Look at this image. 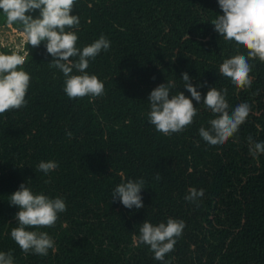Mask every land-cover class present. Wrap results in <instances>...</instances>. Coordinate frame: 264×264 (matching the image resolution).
I'll list each match as a JSON object with an SVG mask.
<instances>
[{"label":"trees","instance_id":"trees-1","mask_svg":"<svg viewBox=\"0 0 264 264\" xmlns=\"http://www.w3.org/2000/svg\"><path fill=\"white\" fill-rule=\"evenodd\" d=\"M26 14L35 18L39 10ZM71 14L80 23L66 31L76 32L78 49L101 35L110 42L85 70L103 82L99 97L69 98L46 42L28 45L22 25L8 24L0 9V25L25 36L22 69L30 75L26 104L0 114V251L14 264H264V153L253 155L248 141H264V62L248 58L252 83L244 88L219 72L225 59L247 57L248 49L215 30L212 21L223 15L218 0H75ZM13 51L0 43V54ZM184 72L202 100L209 87L226 89L229 114L250 106L222 145L199 134L216 118L202 100L193 99L197 114L180 132L165 135L150 123L148 96L159 84L170 81V95L191 98ZM41 161L57 167L45 174ZM129 179L144 180L142 208L112 200ZM21 183L66 204L54 226L27 229L53 239L45 256L25 253L11 237L20 209L9 200ZM193 188L203 196L189 201ZM168 218L185 227L161 261L140 242V228Z\"/></svg>","mask_w":264,"mask_h":264},{"label":"clouds","instance_id":"clouds-1","mask_svg":"<svg viewBox=\"0 0 264 264\" xmlns=\"http://www.w3.org/2000/svg\"><path fill=\"white\" fill-rule=\"evenodd\" d=\"M223 15H219L212 24L215 30L226 40H234L237 44L246 46L248 56L234 55L225 59L219 67V72L231 79L239 88L250 86L249 76L251 66L248 58H259L264 62V0H218ZM75 0H0V9L6 16L8 24L19 22L26 34L27 43L38 47L46 42V50L53 57L50 66L59 68L65 79L64 91L69 98H81L88 95L99 97L104 93V84L95 74L89 75L85 70L89 60L94 59L101 50H108L110 42L103 35L93 43L76 47L78 36L73 29L80 23L76 14H71ZM39 10V16L33 18L31 13ZM78 57L75 62L70 59ZM25 58L15 51L11 54H0V114L13 109H20L26 104L25 96L30 83V75L22 69ZM76 69L80 74H72ZM208 70V69H207ZM184 87L191 93V98L179 91L170 95V88L175 87L170 81L159 84L148 96L151 110L149 121L158 132L165 135L182 131L193 122L197 109L193 99L201 103V93L197 86L190 83L187 72L182 74ZM227 90H217L209 87L203 97V104L216 114L209 121L211 127L199 129L200 136L211 145H222L239 130L250 112L247 103H240L231 109L225 98ZM69 136L71 132L67 133ZM250 152L264 153V141L254 142L248 137ZM55 161H41L38 170L45 174L56 169ZM159 175L157 179H159ZM144 183L140 180H127L116 186L112 200L119 199L126 208L144 207L141 189ZM203 189H190L186 197L194 201L203 196ZM10 205L19 206L15 214L18 226L12 228L11 237L25 253L33 252L45 256L49 249L54 248V241L47 232L27 230L28 227H52L58 219V213L66 211L65 201L61 198H49L44 194H33L32 190L21 183L19 189L10 195ZM185 227L184 221L168 218L167 223L153 225L145 220L140 228V242L150 245L154 258L164 260L167 253L174 250L176 238ZM0 264H14L10 252L0 251Z\"/></svg>","mask_w":264,"mask_h":264},{"label":"rangeland","instance_id":"rangeland-1","mask_svg":"<svg viewBox=\"0 0 264 264\" xmlns=\"http://www.w3.org/2000/svg\"><path fill=\"white\" fill-rule=\"evenodd\" d=\"M24 39L25 36L22 33L0 25V43L8 46L21 56L24 55V52L22 51Z\"/></svg>","mask_w":264,"mask_h":264}]
</instances>
